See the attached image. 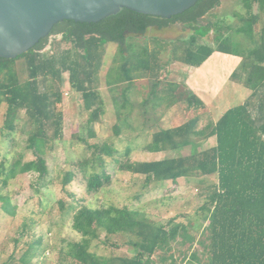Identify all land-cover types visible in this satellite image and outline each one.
I'll return each instance as SVG.
<instances>
[{
    "label": "trees",
    "instance_id": "16d2710c",
    "mask_svg": "<svg viewBox=\"0 0 264 264\" xmlns=\"http://www.w3.org/2000/svg\"><path fill=\"white\" fill-rule=\"evenodd\" d=\"M252 2L264 5V0ZM220 3L221 0H199L191 8L170 18L121 8L116 14L95 23L63 20L27 52L14 59L0 57V103L5 101L7 104L1 128L12 134L19 120H23L28 131L24 147L33 156L24 159L22 153L16 157L3 155L0 160L1 209L8 215L14 213L15 206L11 205L10 193L6 189L18 175L36 174L32 186L35 185L37 191L45 189L51 180L45 147L49 142L62 138V112L56 109L62 93L59 87L46 88L44 83L47 77L62 83V76L67 72V81L80 93L82 109L87 114V135L77 134L76 139L86 151H90V156L73 162L85 178L86 194L96 193L110 183L108 167L143 175L145 184L176 182L179 178L200 181L214 177L215 181L205 186V200L197 209L202 214L201 221L205 223L198 249L193 246L198 234L195 233L194 221L184 223L172 217L165 223L155 222L141 216L138 209L115 205L93 207L86 203V198L73 196L72 203L66 205L64 201H59V205L62 212L68 209L71 227L80 233L81 238L69 244L65 255L71 256L75 264H264V39L261 49L254 48L247 55L226 48L223 45L226 24L204 18ZM247 18L242 15L241 20ZM249 18L252 25L258 23L257 15L252 14ZM175 22L182 23V29H189L191 33L187 38L174 41L171 51L173 60L199 67L214 52L241 56L237 69L230 76L251 90L245 102L226 109L213 122L206 138L213 137L214 142L203 149L199 148L196 139L203 101L177 83L167 84L160 91L156 89L161 70V61L157 56L159 51L149 52L142 47L139 50L142 56H135L130 52V44L126 43L129 34L143 33L148 25L161 28ZM211 30L216 41L214 46L199 41ZM52 34H60L61 39L71 42L72 49L61 48L56 42L53 53L42 55L41 50ZM259 34L264 36V26ZM108 42L117 44L122 58L119 62L114 59L106 72L108 85H124L120 94L122 101L114 102L118 107L115 111L117 123L113 125L116 135L122 126L125 129L131 126V109L125 113L120 109L126 108L130 102L128 91L136 77H148L149 83H152L141 106L146 108L149 105L155 109L162 100H167L165 104L169 108L184 102L180 103L183 110H192L194 114L178 125L164 127L157 124L151 131L150 141L143 145L133 143L117 148L112 142H89L88 137L95 136L94 125L101 121L105 112L96 82L103 45ZM127 51L130 52L128 57L125 56ZM148 53L149 56H145ZM17 62L20 63L16 67ZM21 68L24 76L20 74ZM139 68L144 73L135 75V70ZM145 108L141 112L143 124H147L149 118ZM187 146L190 148L187 154L154 160L130 159V154L138 149L158 153L178 151ZM70 171L75 176V171ZM69 182L64 181L63 186ZM25 226L31 227L32 223ZM191 229L195 231L192 233ZM101 232L106 237L128 236L133 253L115 255L106 260L90 252V242L99 238ZM41 238L40 235L33 237L27 248L35 246L39 250ZM171 243L188 245L185 250L179 251V263L170 252ZM27 248L21 256L23 261ZM157 251L159 258L154 261L152 256Z\"/></svg>",
    "mask_w": 264,
    "mask_h": 264
},
{
    "label": "rangeland",
    "instance_id": "374dc122",
    "mask_svg": "<svg viewBox=\"0 0 264 264\" xmlns=\"http://www.w3.org/2000/svg\"><path fill=\"white\" fill-rule=\"evenodd\" d=\"M237 1L225 0V3L212 9L204 18L218 21L223 25L226 24L223 45L233 52L247 55L254 48L261 49L264 36L262 37L258 30L254 29L251 18H249L253 12H245L247 11L246 7L240 3L244 0ZM245 3L247 4L248 1ZM254 7L253 5L252 9ZM261 7L263 11L257 14L260 17L258 24L264 25V5ZM242 15H246L248 18L241 20ZM182 28L183 24L180 22H175L161 30L153 27L146 29L143 33L129 34L126 43L130 44V52L135 56H142L139 51L142 47H146L149 52L159 51L157 56L161 61V70L158 75L160 82L156 89L159 90L170 83H177L190 90L188 85H194L197 82L198 90H191L197 91L206 105L201 111L202 113L206 111V113L201 117L196 132L199 148L203 149L214 142L213 137L206 138L211 132L210 126L213 122L226 109L242 103L243 98L248 94V89L228 80V75L233 67L232 62L236 59L223 53L215 52L197 69L185 66L178 60H173L171 51L174 41L178 38H187L191 33L189 29L183 30ZM213 38L214 34L211 30L208 36L200 38L199 41L214 46L216 41ZM56 42L61 48L72 49L71 42L65 38L61 39L60 34H52L47 38V44L41 50V54L46 56L53 53ZM130 52L127 51L125 56H130ZM147 55L149 56V53L145 56ZM114 59L117 62L122 60L117 44L114 42L105 43L96 82L104 101L105 112L101 121L94 125L95 136L88 137L89 142H112L117 148H123L126 144L132 145L133 143L143 145L150 141L151 131L157 124L164 127L178 125L192 115V112L186 114L184 108L180 106V103L184 102L171 105L169 108L165 104L167 100H162L155 109H151L149 105L146 108L141 106L140 103L143 97L149 94L148 90L152 83H149L148 77L146 79L136 77L132 88L128 91L130 102L127 103L126 108L120 109L122 113L131 109L129 116L131 126L126 129L122 126L120 133L116 135L113 125L117 123L115 111L118 107L115 103L122 101L120 94L124 85L111 86L106 82L107 69L112 65ZM19 63L17 62L15 66L17 67ZM22 73L24 76V70L21 68L20 74ZM115 73L113 71L114 75ZM143 73L142 68L136 69L134 72L135 75ZM67 75V72L63 74L62 83H58L57 80L50 77H47L45 86L40 82L41 87L51 89L59 87L61 90V102L56 104V109L62 112V138L49 142L45 147L51 178L45 189L35 190V185L32 186V183L36 180L37 175L32 173L18 175L7 186L6 191L10 193L11 205L15 206V210L13 214L8 215L0 207V264L7 262L10 264H75L72 257L65 253L69 244L79 241L81 235L72 229L68 209L66 212H62L59 205V201H64L66 205L72 203L73 196L78 199L86 198V203L93 207L115 205L138 209L141 216L155 222L165 223L172 217H175L176 221L184 223L194 221V229L197 232L193 229L191 232L198 233L193 241V246L198 249L199 236L203 233L202 229L205 223L201 221L202 214L197 209L205 200V186L215 181L214 177L202 178L200 181L195 178L190 180L179 178L176 182L169 180L163 184H145L143 175L123 171L116 167H108L107 171L111 175L110 183L96 193L86 194L85 178L73 162L90 156V151H86L76 139L77 134L83 137L87 135V114L82 109L80 93L69 85ZM6 105L5 101L0 103V160L3 155L16 157L21 153L24 154V159H30L33 156L24 147L28 131L23 120H19L20 123L12 134H8L5 129L1 128ZM144 108L147 110L146 116L150 118H147V124H143L144 119L141 114ZM21 118H23V114ZM189 151V146L178 151L158 153H149L138 149L130 154V159L134 161L154 160L187 154ZM70 170L75 171V176L71 175ZM64 181L70 182L63 186ZM30 222L32 223L31 227L25 226ZM39 235L42 237L39 250L35 246H30L28 249L27 246L33 237ZM128 240V236L110 235L106 237L101 232L99 238L92 239L88 250L106 260L115 255H130L133 250ZM187 246V244L171 243L170 252L173 253L177 263L181 259L179 251L185 250ZM26 248L28 250L23 261L21 256ZM158 258L157 251L152 259L157 261Z\"/></svg>",
    "mask_w": 264,
    "mask_h": 264
},
{
    "label": "water",
    "instance_id": "95a60500",
    "mask_svg": "<svg viewBox=\"0 0 264 264\" xmlns=\"http://www.w3.org/2000/svg\"><path fill=\"white\" fill-rule=\"evenodd\" d=\"M199 0H0V57L14 59L63 20L98 22L121 8L170 18Z\"/></svg>",
    "mask_w": 264,
    "mask_h": 264
},
{
    "label": "crops",
    "instance_id": "0c3cea01",
    "mask_svg": "<svg viewBox=\"0 0 264 264\" xmlns=\"http://www.w3.org/2000/svg\"><path fill=\"white\" fill-rule=\"evenodd\" d=\"M246 1H248V3L246 4L245 2ZM244 0V2L243 1H240V3H242V5L244 6V7H246L245 8V10H247V11H245V12H253V14L255 13V15H257L259 12H261V11H263L262 10V7H261V5L259 4V3H254V2H252V0ZM236 2H238L237 0H236ZM256 4V5H255ZM253 5L255 6L254 7V9H252V7H253ZM252 10V11H251ZM257 18H258V21L260 20V17L257 15ZM263 26L264 25H259L258 23L256 24V25H254V29H256V31L258 30V33H260V31L262 30V28H263ZM215 53V52H214ZM214 53H212V54H214ZM218 53H220V52H218ZM224 54V53H223ZM225 55H228V56H230L232 59H236V60H234L233 62H232V66L234 67H232V70H231V72L229 73V75H228V80L231 82V83H234V84H236V85H238V86H242V87H244V88H247L246 86H244V85H242L240 82H238L237 80H235L234 78H232L230 75L232 74V72L233 71H235L236 70V68L238 67V65H239V63H240V60H241V56H236V55H233V54H225ZM211 57V55L209 56V58ZM208 58V59H209ZM207 59V60H208ZM206 60V61H207ZM204 63V62H203ZM202 63V64H203ZM201 64V65H202ZM200 65V66H201ZM185 66H188V65H185ZM189 67H191V66H189ZM196 69H197V67H195ZM192 76V75H191ZM190 77V76H189ZM198 84H197V82L193 85V84H189L188 85V88H191V89H196V90H198ZM190 89V91L191 92H193L194 94H196L202 101H203V103H204V100L200 97V95L198 94V92L197 91H195V90H191ZM248 89V94L243 98V100H242V103L243 102H245V100L248 98V96H249V94H250V92H251V90L249 89V88H247ZM241 104V103H240ZM238 105V104H237ZM255 105V104H254ZM206 105H205V103H204V107H205ZM204 108H202L200 111H199V114H201V116H203V115H205V113H206V111H205V113H202L201 111L203 110ZM190 112H192V115L194 114V112L192 111V110H189V111H187V112H185L186 114H189ZM192 115H190V116H188V118L189 117H191ZM217 120V119H216ZM215 120V121H216ZM214 121V122H215ZM180 124V123H179Z\"/></svg>",
    "mask_w": 264,
    "mask_h": 264
},
{
    "label": "flooded vegetation",
    "instance_id": "af4514ba",
    "mask_svg": "<svg viewBox=\"0 0 264 264\" xmlns=\"http://www.w3.org/2000/svg\"><path fill=\"white\" fill-rule=\"evenodd\" d=\"M223 3H225V0H221V3H220V5L219 6H221ZM170 25H166V26H163V27H161V28H159L158 26H156V25H148L147 27H146V29H150V28H153V27H155L157 30L158 29H164V28H167V27H169ZM145 29V30H146Z\"/></svg>",
    "mask_w": 264,
    "mask_h": 264
}]
</instances>
